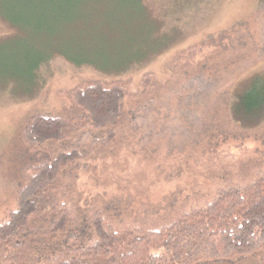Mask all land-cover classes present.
Wrapping results in <instances>:
<instances>
[{
	"label": "rangeland",
	"instance_id": "obj_1",
	"mask_svg": "<svg viewBox=\"0 0 264 264\" xmlns=\"http://www.w3.org/2000/svg\"><path fill=\"white\" fill-rule=\"evenodd\" d=\"M250 15L258 42L228 53L226 64L173 61ZM231 38L240 46V34ZM146 73L153 75L147 92ZM257 75H264V0H0V223L36 166L59 153L77 156L46 191L61 199L69 223L50 230L34 223L0 249V264H11L13 247L27 264L69 259L96 240L97 221L156 230L229 186L255 181L264 173V118L245 126L230 108ZM87 80L129 81L132 97L117 124L40 148L20 142L23 120L59 113L65 94ZM204 264H264V245Z\"/></svg>",
	"mask_w": 264,
	"mask_h": 264
},
{
	"label": "trees",
	"instance_id": "obj_2",
	"mask_svg": "<svg viewBox=\"0 0 264 264\" xmlns=\"http://www.w3.org/2000/svg\"><path fill=\"white\" fill-rule=\"evenodd\" d=\"M233 33L242 36L240 46L231 38ZM258 34L256 16L250 15L235 30L207 43L193 45L179 52L173 61L179 63L187 58L195 66L204 62L210 69H216L226 64L231 51L244 52L250 44L258 42ZM152 80L151 73L143 75L141 82L146 92ZM128 87L129 81L121 80L81 82L65 94L63 98L67 96V104L59 113L34 114L23 120L17 132L20 142L29 148H40L86 127L105 128L117 124L124 103L132 97ZM227 97L220 105L223 112L230 107L226 103ZM230 109L232 118L245 126L260 123L264 118V75L253 77L236 94ZM76 158L74 152L59 153L26 175L24 184L17 191L16 208L7 222L0 223V249L26 233L34 223L40 222L47 230L61 229L69 223L61 199L50 200L46 191L53 186L60 169ZM51 222L55 226L50 225ZM94 230L96 240L84 246L78 256L57 259L52 264H204L211 260L227 261L239 252L255 251L264 245V173H259L252 183L219 191L203 208L183 213L159 229L139 230L130 226L105 229L97 221ZM7 258L11 264H27L29 260L21 247L10 248Z\"/></svg>",
	"mask_w": 264,
	"mask_h": 264
}]
</instances>
